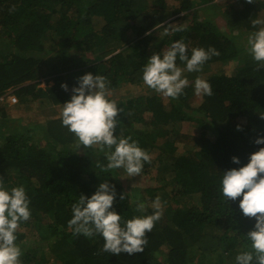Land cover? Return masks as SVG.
<instances>
[{
	"label": "trees",
	"instance_id": "obj_1",
	"mask_svg": "<svg viewBox=\"0 0 264 264\" xmlns=\"http://www.w3.org/2000/svg\"><path fill=\"white\" fill-rule=\"evenodd\" d=\"M177 1L172 6L166 0H0V100L11 91L17 97L13 107L21 110L41 100L60 105L87 72L105 75L111 91L122 84L143 85L145 91L136 96L111 92L120 108L114 135L130 136L150 153L142 174H161L141 200L147 197L149 203L159 196L164 207L146 232L143 251H102L99 235L73 234L67 223L71 205L107 179L116 190L113 207L130 218L137 213L124 185L129 176L122 169L103 168L104 151L98 145L79 146L59 115L21 126L23 133L17 128L4 132L0 120V177L9 187L23 184L30 197L31 217L17 229L22 264H47L46 248L26 244L29 233L54 236L56 264H235L239 251L251 250L245 234L255 218L242 213L240 197L226 200L219 185L223 170L240 166L233 155L244 164L251 152L264 147L254 142L264 135V67L247 51L248 34L261 25L252 21L262 22L264 0ZM211 4L225 27L207 14L199 17V9ZM187 16L184 30H166ZM181 38L189 47L219 50L202 69L232 63L230 69L205 74L213 95L194 92L193 72L184 73L190 84L177 99L143 82L147 58ZM41 76L52 85L39 86ZM193 129L198 136H190Z\"/></svg>",
	"mask_w": 264,
	"mask_h": 264
},
{
	"label": "clouds",
	"instance_id": "obj_2",
	"mask_svg": "<svg viewBox=\"0 0 264 264\" xmlns=\"http://www.w3.org/2000/svg\"><path fill=\"white\" fill-rule=\"evenodd\" d=\"M252 23L259 25L261 21L253 20ZM186 27L183 24L170 25L166 30L180 32ZM247 51L258 66L264 67V27L248 34ZM219 54L212 45L189 47L182 38L176 39L147 58L142 67V80L156 93L177 99L190 84L184 72H200L206 61ZM177 60L183 63V67ZM108 85V78L99 73L87 72L79 76L70 99L60 109L61 124L74 135L79 146L98 145L104 151L106 164H102L103 168L122 169L126 176H135L142 173L151 155L130 136L114 135L120 108L117 100L110 97ZM191 86L197 95H213L212 85L205 78L197 76ZM61 87L68 89L66 82H62ZM254 142L264 144V135H258ZM231 159L240 166L222 171L220 191L226 200L240 197L242 213L255 218L254 226L245 234L251 242V250L239 251L235 264H253L254 259L256 264H264V147L251 152L247 163L241 164L237 155ZM115 198V186L107 179L100 181L91 195L81 193L72 203L68 225L74 235L102 237L104 252L118 255L143 251L147 243L146 232L152 231L164 213L160 197L156 196L150 204L135 198L132 203L137 214L127 219L113 207ZM120 198L124 199L125 193H121ZM30 217V197L24 185L9 187L0 177V264H22V248L16 242L17 229Z\"/></svg>",
	"mask_w": 264,
	"mask_h": 264
},
{
	"label": "rangeland",
	"instance_id": "obj_3",
	"mask_svg": "<svg viewBox=\"0 0 264 264\" xmlns=\"http://www.w3.org/2000/svg\"><path fill=\"white\" fill-rule=\"evenodd\" d=\"M166 1L168 4L172 6L177 4L178 2L177 0L174 1L173 3H172V0H166ZM216 12L217 11L214 9V6L211 4V5H207L206 9L204 10L199 9L198 15L199 17H202L207 14V17L210 20H212L215 24L219 25V27H225L224 21L221 19L218 12L217 13ZM260 16L262 17V22H261L260 27H264V12H262ZM189 18H190L189 16H187V18H179V19L174 20V22L176 21L179 25L181 24L185 25L186 23H188ZM101 24H102V21L99 22L98 26H100ZM156 34L161 35L162 33L157 32ZM14 50L16 51V49ZM19 52L23 56L37 57V56H40V54H42L41 52H31V51H19ZM231 67H232V63L231 65L227 63L222 66L216 63L211 68L209 67V69H202L200 72H193V75L200 76L206 79L207 75L205 74L210 73L212 70H214V68L215 69L217 68L230 69ZM45 70L46 68L44 67V71ZM190 80L191 79H189V81ZM39 81H40L39 86H42V87L51 86L53 83L52 80L46 79L43 76H41ZM142 86L140 84L138 85L137 84H132V85L122 84L121 86L116 88L115 91H111L110 89H108V91H109L110 96H111V92H113L114 95H117L118 97L136 96V95L141 94V92L145 91V87L144 86L142 87ZM13 98H16V96L13 94V92L10 91L5 96H3V98L0 100V120H1V123L3 124L2 127H3L4 132L7 129L13 131L15 128H17L19 132L23 133L24 129H22L21 126L29 127L31 124H33V122L34 123L43 122L45 117L48 118L54 114L58 116L60 113V109L62 108V104L47 105L46 100H41L40 102L38 101L31 102L29 105L25 106L23 110H21L18 107L16 108L13 107L15 104H17L16 103L17 101L16 102L13 101L14 100ZM194 99L195 97L192 99V102L194 101ZM198 135L199 134L195 129H193L192 132L190 133L191 137L198 136ZM159 174H161V172H157L155 174H151V173L142 174L141 173V174H138L136 177L135 176L128 177L126 178V182H124V185L127 187L128 192L133 195V199L137 197H139V199H143L142 196L145 195V193H143L144 189H146L147 187H152L156 185V183L157 184L159 183V180H158ZM120 176L124 177V174H120ZM144 200L146 201L148 200V198L146 197ZM150 203L151 202H149V204ZM28 235H29V238L27 239L26 244L31 245L33 247H42L44 249L46 248L47 249L46 257H48L47 264H56L55 263L56 254L51 256L52 253L54 252L52 251L54 236H49L46 239H44L41 237H37L36 234L32 235L29 233ZM213 263L215 264L214 261Z\"/></svg>",
	"mask_w": 264,
	"mask_h": 264
},
{
	"label": "built area",
	"instance_id": "obj_4",
	"mask_svg": "<svg viewBox=\"0 0 264 264\" xmlns=\"http://www.w3.org/2000/svg\"><path fill=\"white\" fill-rule=\"evenodd\" d=\"M15 96H16V95H15ZM16 98H17V97H16ZM16 98H13V99H14L13 101H15V102H16V101H17V99H16Z\"/></svg>",
	"mask_w": 264,
	"mask_h": 264
}]
</instances>
